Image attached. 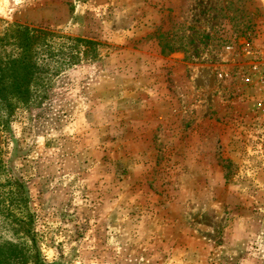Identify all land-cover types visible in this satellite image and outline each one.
Here are the masks:
<instances>
[{"label":"rangeland","instance_id":"rangeland-1","mask_svg":"<svg viewBox=\"0 0 264 264\" xmlns=\"http://www.w3.org/2000/svg\"><path fill=\"white\" fill-rule=\"evenodd\" d=\"M14 22L98 45L0 100V246L264 264V0H0Z\"/></svg>","mask_w":264,"mask_h":264},{"label":"trees","instance_id":"trees-1","mask_svg":"<svg viewBox=\"0 0 264 264\" xmlns=\"http://www.w3.org/2000/svg\"><path fill=\"white\" fill-rule=\"evenodd\" d=\"M97 41L72 37L46 28L14 22L0 31V100L24 105L35 100L38 88H46L50 69L68 66L80 57H96ZM52 66V67H51ZM13 187L20 186L15 179ZM23 228L30 231L32 216L24 215ZM31 245L0 246V264H47L41 258L34 237Z\"/></svg>","mask_w":264,"mask_h":264}]
</instances>
